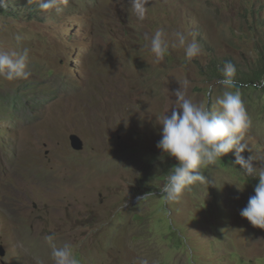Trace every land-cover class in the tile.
Instances as JSON below:
<instances>
[{
    "label": "rangeland",
    "instance_id": "obj_1",
    "mask_svg": "<svg viewBox=\"0 0 264 264\" xmlns=\"http://www.w3.org/2000/svg\"><path fill=\"white\" fill-rule=\"evenodd\" d=\"M8 2L21 15L0 14V50L27 48L30 75L0 76V264H54L65 243L78 264H264V229L240 215L258 177L230 152L201 169L209 185L168 202L159 190L177 161L157 148L176 90L216 111L214 64L257 61L246 11L264 19V0H149L143 21L129 0H67L60 14ZM157 30L170 45L176 31L195 34L201 54L170 47L156 63ZM238 92L251 119L241 155L264 158V86Z\"/></svg>",
    "mask_w": 264,
    "mask_h": 264
},
{
    "label": "clouds",
    "instance_id": "obj_2",
    "mask_svg": "<svg viewBox=\"0 0 264 264\" xmlns=\"http://www.w3.org/2000/svg\"><path fill=\"white\" fill-rule=\"evenodd\" d=\"M6 0H0V6ZM32 3L33 0H28ZM67 0H39L38 7L43 12H63L62 3ZM131 12L139 21L146 18L149 0H129ZM250 10L248 14L251 15ZM258 13V12H257ZM259 15V13H258ZM260 16V15H259ZM252 17V15H251ZM261 25L256 24V29L261 30L256 43L264 38V19ZM255 22V21H254ZM171 45L164 38L165 34L157 30L150 40V52L154 55L155 62L159 63L171 48H182L185 58L191 60L201 54V46L192 34L191 40L181 31L173 34ZM17 35L16 40L20 41ZM255 43V48H256ZM29 60V50L6 52L0 50V76L8 80L27 79L30 73L26 70ZM236 69L231 62H226L222 69V78L217 81L224 89L216 99V111H210L204 104L194 103L186 98L184 91L179 88L175 91V103L170 114H165L158 123L161 126V139L157 148L165 155L174 158L177 164L167 173L166 181L159 190V195L168 202H178L183 192L190 186L200 183L208 184L209 181L202 174L201 169L208 165L216 164L230 152L235 153L234 165L243 169L247 177H258V184L254 195L248 200L247 206L240 211L242 218L258 229H264V166L254 167L253 163L258 158L250 155L247 160L241 155L246 150L250 151L244 143V136L251 127V119L246 111L241 95L233 91L236 87ZM188 82L185 81V84ZM210 88V86H209ZM213 184V180L211 181ZM45 239L52 241L53 236ZM54 264H78V259L72 247L65 243L61 247L52 246ZM138 264H148L146 259H141Z\"/></svg>",
    "mask_w": 264,
    "mask_h": 264
},
{
    "label": "trees",
    "instance_id": "obj_3",
    "mask_svg": "<svg viewBox=\"0 0 264 264\" xmlns=\"http://www.w3.org/2000/svg\"><path fill=\"white\" fill-rule=\"evenodd\" d=\"M25 10L28 14H34L37 12L35 6H26ZM21 10H17V7L14 4H10L8 0H6L5 4L3 6H0V14L1 13H6V14H12L14 17H18L21 15V13L16 12ZM250 10H247V13H249ZM34 13V14H33ZM251 15L255 21V23L260 26L261 23V17L258 15L257 12L251 11ZM257 30V29H256ZM261 31V30H258ZM256 59L257 61H247L245 62L242 66L234 63L231 61V63L235 66L236 69V74H235V80H236V87L234 90L236 91H241L244 86H264V38L260 39L256 43ZM224 67L223 64H214V70H211V75L222 78V69Z\"/></svg>",
    "mask_w": 264,
    "mask_h": 264
},
{
    "label": "water",
    "instance_id": "obj_4",
    "mask_svg": "<svg viewBox=\"0 0 264 264\" xmlns=\"http://www.w3.org/2000/svg\"><path fill=\"white\" fill-rule=\"evenodd\" d=\"M70 142H71V147L75 150V151H83L85 148V143L83 141V139L77 135V134H73L70 136ZM0 255L2 257H4L6 255V252L4 249L0 250Z\"/></svg>",
    "mask_w": 264,
    "mask_h": 264
}]
</instances>
